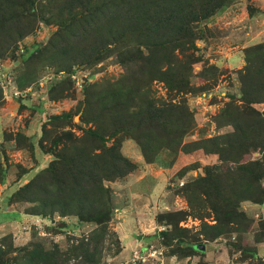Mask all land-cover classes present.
<instances>
[{"label": "trees", "instance_id": "1", "mask_svg": "<svg viewBox=\"0 0 264 264\" xmlns=\"http://www.w3.org/2000/svg\"><path fill=\"white\" fill-rule=\"evenodd\" d=\"M231 2L0 0V61L14 62L17 71L12 78L20 91L37 78L30 69L44 63L53 62L56 75L71 74L76 65L96 66L115 56L123 70L116 79L87 85L75 113L51 115L36 143L20 132L5 138L7 143L14 141L18 150L28 149L36 167L38 151L53 158L6 197L7 204L24 206L10 213L13 218L41 219L50 232L88 224L95 227L88 235L69 240L65 249L58 244L47 248L43 241L19 248L7 235L0 239V264H103L106 239L116 236L110 228L114 214L110 185L137 169L123 154L126 140L136 143L148 164L155 163L163 151L175 156L203 151L219 157V164L205 165L204 174L182 188L188 211L174 209L157 216L159 224L169 227L160 235L164 245L176 242L186 256L200 253L201 241L180 226L189 217L201 221L199 234L206 240L246 228L249 219L243 203L264 205V113L255 108L264 104V43L245 50L246 65L239 71L240 98L232 95L213 116L217 129L230 126L232 131L185 141L197 128L186 97L209 92L210 80L216 82L219 73L213 65L194 71L202 62L197 42L205 40L210 32L207 23ZM252 2L248 11L254 14ZM40 24L54 25L56 30L47 42L20 54L18 43L33 35ZM195 77L206 86L193 85ZM68 82L70 78L56 83L49 100L69 97ZM157 83L164 85L169 100L155 95ZM5 103L0 85V106ZM76 115H80L79 123L74 122ZM1 153L0 185H5L8 158ZM197 166L189 170L200 169ZM30 171L25 168L20 179ZM65 218L72 219V226L61 221ZM209 218L215 224H209ZM116 244L119 253L120 242Z\"/></svg>", "mask_w": 264, "mask_h": 264}, {"label": "rangeland", "instance_id": "2", "mask_svg": "<svg viewBox=\"0 0 264 264\" xmlns=\"http://www.w3.org/2000/svg\"><path fill=\"white\" fill-rule=\"evenodd\" d=\"M249 5V0H233L224 11L207 23L210 32L205 40L197 42L200 49L198 53L201 55L202 62L194 66V71L197 73L205 67L213 65L219 68V73L216 82L214 79L210 80L213 85L209 92L197 96L190 94L186 97L197 121L195 132L185 139L186 142L210 138L232 131L230 126L217 129L213 122V116L225 103L231 100L232 95L240 98L239 71L246 65L245 50L251 46L264 43V0L252 2L255 7L254 14L248 11ZM55 30L56 26L54 25L40 24L33 35L18 43L20 54H23L25 50L31 52L35 46L47 42ZM0 63V81H7L10 76L14 78L17 71L14 62L11 59H4ZM73 69L74 72L71 74L61 72L56 75L53 62L31 68L30 72H36L37 78L30 87L21 91L19 97L11 96V94L6 95L5 105L0 106V155L3 159L4 155L2 156L1 152L4 151L8 158L7 164L5 163V166L7 165V181L5 185H0V239L12 235L14 246L19 248L36 241H43L47 248L52 244H58L62 249H65L69 240L88 235V232L95 227L93 224H88L79 229L67 228L50 232L47 230L48 225L41 219L20 216L21 218L3 220V214L8 215L18 208H24L19 203L7 204L6 197L12 195L20 186L32 179L40 169L46 167L53 159L38 151L37 158L40 160L39 166L36 167L33 155L28 149L18 150L14 141L7 143L5 138L19 132L24 133V130L28 135H35L34 137L38 138L44 123L51 115H59L69 111L75 113L78 103L83 100V92L87 85L116 79L123 73L115 56L96 66L76 65ZM68 78L71 81L68 82L69 89L66 92L69 97L50 101L48 96L51 88L59 81H67ZM192 82L196 87H202L207 83L197 77L193 78ZM154 91L157 97L170 99L163 84H155ZM255 108L264 113V104L256 105ZM74 122H80V115L74 117ZM34 137L32 142L36 143L39 138ZM126 141H124L125 144L123 143V154L137 165V169L129 176V179L127 177L110 185L113 190L114 206L110 228L116 233V236L110 234V237L106 239L103 264H132L134 261H137V264H179L180 261L183 264H208L210 261H213V264H231L230 262L233 264H264V239L262 238L264 235L262 229L264 205H256L250 202H245L242 205V210L246 212L249 219L246 228L238 233L224 235L215 240H206L199 234L202 227L200 220L189 217L181 222L180 226L190 230L191 235H195L201 241L199 243L205 246L204 251L198 249L200 253L197 255L186 256L178 248L176 242L172 246L164 245L160 235L169 227L165 224H159L157 216L164 212L173 211L174 205L178 210L188 211V203L181 195L182 188L186 183L203 173L205 165L219 164V157L217 155H205L203 151L191 154L179 153L177 156L168 151H163L155 163L148 164L141 156L136 143L132 140ZM255 156H259V154L256 153ZM198 163L201 166L200 169L189 170V167H191L190 169L198 167ZM25 168L31 169V171L20 179ZM130 179L131 182H129ZM129 209L130 213H128ZM139 210H147L145 212L147 216L144 218L145 222L138 225L139 228L136 232L138 236L141 235V239L133 234L134 238L131 239V244L134 248L143 246L146 249L142 252L137 247L133 251L124 252L123 245L125 244L120 240L115 228L119 227L120 229L123 226L120 223L125 222L131 215L134 217ZM56 219V222L59 223L60 219L58 217ZM61 221L72 226L71 218H65ZM206 221L209 224H215L213 218ZM156 224L158 228L154 231ZM117 241L121 245L119 253H116ZM150 248L158 251L154 257L145 262L136 260V254L144 257ZM173 250L177 252L174 254L172 253ZM253 252L256 254L255 257L252 255ZM188 258L191 260H187Z\"/></svg>", "mask_w": 264, "mask_h": 264}, {"label": "crops", "instance_id": "3", "mask_svg": "<svg viewBox=\"0 0 264 264\" xmlns=\"http://www.w3.org/2000/svg\"><path fill=\"white\" fill-rule=\"evenodd\" d=\"M255 1V0H254ZM24 133L25 134H27V132H26V130H24ZM28 135V134H27ZM29 137H31L32 138V140H33V137L35 136V135H28ZM34 138H37V137H34ZM38 138H39V135H38ZM37 138V139H38ZM126 142H130V141H126ZM125 144V143H124ZM124 146V145H123ZM40 160V159H39ZM141 162V161H140ZM139 164H141V163H139ZM8 176V175H7ZM130 177H128V179H129ZM126 181H128V180H126ZM132 180L130 179V181L129 182H131ZM117 183V182H116ZM112 184H115V183H112ZM111 184V185H112ZM140 186V185H139ZM142 186V185H141ZM128 208H130V207H128ZM174 209H178L177 207H176V205H174ZM148 210V209H147ZM147 210H145V211H141V210H139V211H137L136 213H135V216L134 217H132V215L131 216H129L128 217V219L125 221V222H121L120 223V225H123V226H125V228H120L119 229V227H116L115 228V230H116V232L118 233V235L120 236V240L123 242V244H125V245H123V251L125 252V251H128V252H130V251H133L134 249H136L137 247H139V246H137L136 248H134V246L131 244V239H133L134 238V235L133 234H135V236H138V234H136V232H137V229L139 228L138 227V225L139 224H142L143 222H145V216H147V214L145 213ZM173 210V209H172ZM258 210V209H257ZM256 210V211H257ZM129 212L128 213H130V209L128 210ZM126 212H127V210H126ZM4 216H3V220L4 221H7V220H10V219H15V218H13L11 215H10V213H8V215H5V214H3ZM2 220V221H3ZM157 225V224H156ZM156 228H158V225L157 226H155V228H154V231H156ZM136 229V231L134 232V230ZM134 232V233H133ZM139 236H141V235H139ZM138 236V237H139ZM143 236V235H142ZM149 236V235H148ZM151 236H153V235H151ZM137 238V237H136ZM140 248V247H139ZM145 247H143V246H141V248H140V251H142V252H144L145 251ZM205 250V249H204ZM204 250H201V251H204ZM187 260H191V258H188ZM179 264H183V262L182 261H180V262H178ZM231 264H233V262H230ZM194 264V263H193ZM208 264H213V261H210V262H208ZM238 264V263H237Z\"/></svg>", "mask_w": 264, "mask_h": 264}, {"label": "built area", "instance_id": "4", "mask_svg": "<svg viewBox=\"0 0 264 264\" xmlns=\"http://www.w3.org/2000/svg\"><path fill=\"white\" fill-rule=\"evenodd\" d=\"M0 74H1V71H0ZM0 85L4 91L5 96L8 94H11V96L19 97L22 93L15 85L13 78L11 76L8 77L7 81L5 80L0 81ZM157 252H158L157 250L150 248V250L144 257L140 256L139 254H136L135 258L136 260H141L145 262L146 260H149V258L154 257L157 254ZM132 264H137V261L132 262Z\"/></svg>", "mask_w": 264, "mask_h": 264}, {"label": "water", "instance_id": "5", "mask_svg": "<svg viewBox=\"0 0 264 264\" xmlns=\"http://www.w3.org/2000/svg\"><path fill=\"white\" fill-rule=\"evenodd\" d=\"M138 239H141V236H139ZM198 249L199 250H204L205 249V246L204 245H200V246H198Z\"/></svg>", "mask_w": 264, "mask_h": 264}]
</instances>
